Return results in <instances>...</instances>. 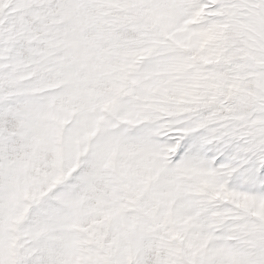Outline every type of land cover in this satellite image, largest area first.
I'll list each match as a JSON object with an SVG mask.
<instances>
[{
    "label": "snow or ice",
    "instance_id": "snow-or-ice-1",
    "mask_svg": "<svg viewBox=\"0 0 264 264\" xmlns=\"http://www.w3.org/2000/svg\"><path fill=\"white\" fill-rule=\"evenodd\" d=\"M0 264H264V0H0Z\"/></svg>",
    "mask_w": 264,
    "mask_h": 264
}]
</instances>
